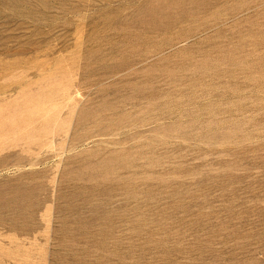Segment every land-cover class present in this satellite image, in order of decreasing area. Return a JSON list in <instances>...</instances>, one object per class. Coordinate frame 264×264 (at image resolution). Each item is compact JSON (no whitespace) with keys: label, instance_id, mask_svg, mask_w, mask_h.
Listing matches in <instances>:
<instances>
[{"label":"rangeland","instance_id":"1","mask_svg":"<svg viewBox=\"0 0 264 264\" xmlns=\"http://www.w3.org/2000/svg\"><path fill=\"white\" fill-rule=\"evenodd\" d=\"M0 264H264V0H0Z\"/></svg>","mask_w":264,"mask_h":264}]
</instances>
